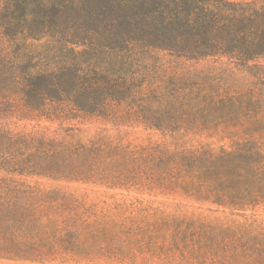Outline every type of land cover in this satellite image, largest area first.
I'll list each match as a JSON object with an SVG mask.
<instances>
[{"label":"trees","instance_id":"16d2710c","mask_svg":"<svg viewBox=\"0 0 264 264\" xmlns=\"http://www.w3.org/2000/svg\"><path fill=\"white\" fill-rule=\"evenodd\" d=\"M164 58L181 66L226 60L241 68L264 58V0H0V120L16 112L18 100L48 119L115 115L167 133L191 126L194 110L208 113L223 104L158 87L145 94L147 76ZM257 145L248 139L217 154L155 147L134 157L120 146L72 145L0 128V170L111 185L139 182L141 173L162 191L243 211L264 202ZM0 192L1 259L41 262L74 250V234L59 233L76 223V200L2 179ZM226 224L191 217L162 226L182 244L228 261L218 264H248V251L264 250L255 221Z\"/></svg>","mask_w":264,"mask_h":264},{"label":"rangeland","instance_id":"374dc122","mask_svg":"<svg viewBox=\"0 0 264 264\" xmlns=\"http://www.w3.org/2000/svg\"><path fill=\"white\" fill-rule=\"evenodd\" d=\"M252 1V0H237ZM256 1V0H255ZM261 1V0H257ZM166 59L167 63H166ZM163 65L147 76L149 85L158 91L179 97H205L210 104L222 101L208 113L194 110L193 124L176 132H161L141 123H126L111 116L63 113L50 119L29 111L15 100L16 112L0 120V128L13 134L32 133L72 145L92 143L123 147L134 157H147L153 148L168 152L208 150L213 153L232 151L237 143L253 140L264 156V58L248 67H235L226 60L186 63L185 66ZM143 76V75H142ZM145 77V76H143ZM230 100L232 103H227ZM206 113V114H205ZM259 142V143H258ZM261 143V144H260ZM264 160V158H263ZM124 166L121 165L120 168ZM126 170L122 171L125 175ZM262 175L264 165H257ZM139 182L111 185L94 180H64L29 174H10L0 170V179L11 185H22L39 192L58 191L77 201L79 216L73 227L59 233L72 232L74 250L58 253L54 259L41 262L10 261L0 264H218L227 263L211 251H196L174 238L171 227L163 220L201 217L236 224L251 223L264 233V202L243 211L229 210L210 202H197L179 191L166 192L154 181L138 173ZM152 187V188H151ZM151 188V189H150ZM0 192V197H4ZM64 225L59 223L58 228ZM257 231H254L256 234ZM197 253L200 257H197ZM240 252H236V256ZM240 260V259H239ZM248 264L264 263V250L246 253Z\"/></svg>","mask_w":264,"mask_h":264}]
</instances>
